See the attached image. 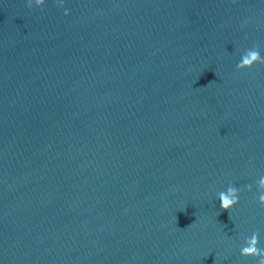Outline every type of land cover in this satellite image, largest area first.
<instances>
[{
    "label": "water",
    "instance_id": "1",
    "mask_svg": "<svg viewBox=\"0 0 264 264\" xmlns=\"http://www.w3.org/2000/svg\"><path fill=\"white\" fill-rule=\"evenodd\" d=\"M262 61L264 0H0V264H258Z\"/></svg>",
    "mask_w": 264,
    "mask_h": 264
},
{
    "label": "clouds",
    "instance_id": "2",
    "mask_svg": "<svg viewBox=\"0 0 264 264\" xmlns=\"http://www.w3.org/2000/svg\"><path fill=\"white\" fill-rule=\"evenodd\" d=\"M44 0H35L37 6L43 5ZM67 14V12L65 13ZM261 61V57L256 51H249L241 57L238 68L251 67L254 62ZM264 62V61H262ZM256 189L259 193L258 202L264 205V176H261L256 182ZM248 190H252V186H248ZM220 207L223 210H230L239 203V190L236 187H229L226 194H222L220 198ZM241 255L255 257L258 264H264V249L257 247V237L253 235L250 239H246L245 246L241 248Z\"/></svg>",
    "mask_w": 264,
    "mask_h": 264
}]
</instances>
